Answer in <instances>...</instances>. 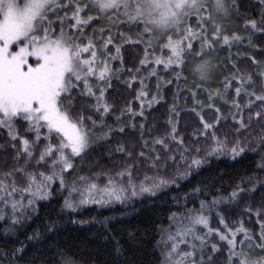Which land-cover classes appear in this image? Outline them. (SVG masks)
<instances>
[{
    "label": "snow or ice",
    "instance_id": "snow-or-ice-1",
    "mask_svg": "<svg viewBox=\"0 0 264 264\" xmlns=\"http://www.w3.org/2000/svg\"><path fill=\"white\" fill-rule=\"evenodd\" d=\"M257 35L264 40V0H0V222L14 231L57 202L61 212L115 213L170 197L156 227L160 264H264V59L240 51L264 56ZM129 49L137 53L131 66ZM114 80L135 98L122 109L109 96ZM173 89L166 133L156 135L145 113L166 106ZM178 99H190L198 116L188 139L178 130ZM205 108L211 122L199 115ZM129 130L139 133L138 150L119 142ZM248 154L261 175L227 195L207 186L191 198L172 195L212 159ZM233 205L258 230L231 225ZM44 231L28 237L34 256L21 244L0 251L2 264H77L59 245L41 250L55 238V219ZM128 255L116 247L105 264H133Z\"/></svg>",
    "mask_w": 264,
    "mask_h": 264
},
{
    "label": "trees",
    "instance_id": "trees-1",
    "mask_svg": "<svg viewBox=\"0 0 264 264\" xmlns=\"http://www.w3.org/2000/svg\"><path fill=\"white\" fill-rule=\"evenodd\" d=\"M256 0H251L254 5ZM249 15L259 18V9L255 7L249 8ZM232 27L243 29V25L234 20ZM254 44H259L264 47V40L260 39L259 35L252 37ZM245 48L247 51H245ZM244 56L255 55L257 59H264L254 47L245 45L240 49ZM218 54L223 59L229 55L227 51H219ZM235 55V52L231 53ZM136 51L129 49L124 53L125 61L128 66L136 59ZM244 67L251 68V65L245 64ZM165 90L164 103L154 106L150 113L146 111L148 131L156 135H164L167 130V121L171 118L170 108L172 107L173 93ZM183 95V94H181ZM110 99L114 102L116 108L122 109L125 107V102L134 100V96L130 90H125L123 83L113 81L112 89L109 90ZM176 106L179 109L178 115V130L188 139L199 125L198 116L190 111L193 102L188 99H178ZM133 107H137L136 104ZM158 109V110H157ZM223 110V109H222ZM199 115L203 116L206 121L213 120L212 111L205 108ZM139 120V117H137ZM111 122V121H110ZM229 131L222 129L221 135ZM139 133L128 131V134L120 139L119 142L125 144L130 149L138 150L140 142L138 140ZM119 139V138H118ZM2 142V141H0ZM101 153H94L92 158L95 162L104 164L106 167H111L105 160L101 158ZM258 157L253 159V154H248L244 157H238L236 160L230 157H221L212 159L211 163L205 165L199 174L193 173L190 182L182 184V191H173L172 195L180 197L193 193L196 187L209 188V191H218L220 195H227V192L235 187L241 180H247L249 177L255 178L261 174L256 169ZM120 161H117L119 163ZM91 166V165H90ZM198 197L197 199H202ZM258 201L259 197H255ZM57 200L59 198L57 197ZM252 201H249L251 203ZM170 197H165L164 200L150 199L145 203L135 205L134 209L127 211H118L113 213L108 209H100L95 206L82 208L78 213L72 214L61 212V204L53 203L50 208L45 209L40 217L30 218L23 226H17L14 231L9 230L8 224H3L0 227V251H8L13 248L20 247L21 244L28 245L31 249L30 256H34L36 249L31 248L32 242L28 237L33 233H41L47 237L49 234L44 231L45 225L49 222V218L56 220L57 229L55 238L48 240L43 245L41 250L48 251L54 244L59 245L61 250L73 253L77 258V264H105L110 261L113 249L122 247L128 252V259L133 264H160V255L156 248L157 232L156 227L158 222H163L168 215L166 209L171 207ZM226 219L231 225H235L237 221H243L245 226L258 230V224L255 218L249 219L245 214L244 207L231 206L225 214ZM79 220L82 223H75ZM213 227H221L217 224L215 216L211 218ZM8 232L5 235V232ZM131 234L135 235V239H131ZM46 258V257H45ZM2 264V261H0Z\"/></svg>",
    "mask_w": 264,
    "mask_h": 264
}]
</instances>
